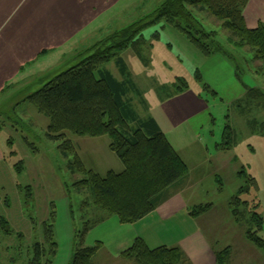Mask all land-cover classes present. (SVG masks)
I'll use <instances>...</instances> for the list:
<instances>
[{
  "label": "rangeland",
  "instance_id": "374dc122",
  "mask_svg": "<svg viewBox=\"0 0 264 264\" xmlns=\"http://www.w3.org/2000/svg\"><path fill=\"white\" fill-rule=\"evenodd\" d=\"M34 1L30 0L25 8ZM119 1L100 21L88 28L85 35L69 39L66 45L56 46L59 54L41 65L39 75L38 71L21 75L0 93V218H6L9 228L14 229L11 236H6L5 230L0 229V264H26L27 247L43 241L46 226L50 224L53 225L57 243V254L52 264H71L81 242L88 245L87 243L94 241L95 236H99L97 232L90 234V231L102 230L101 226L104 224L91 228L94 221L111 218L119 220L116 215H109L99 208L94 194L83 182L88 174L81 170L74 173L69 166L77 159L85 170H92L100 176H106L110 171L122 173L125 166L110 149V138L107 135L96 138L77 136L67 132L66 138L71 146L66 149L61 146L62 142L48 137V118L27 100L41 85L77 65L81 57L104 39L150 17L166 0ZM20 17L19 8L11 13L10 20L14 28L10 27V32L17 30ZM199 18L208 31L217 32L216 39L235 56L236 61H230L221 54L215 55L224 58L233 67L243 90H246V86L264 92L262 61L253 62L254 54L246 51L247 48L238 49L229 45L228 32L223 30L221 23L214 17L202 14ZM1 30L5 35L6 29ZM157 32L160 36L154 39L153 35ZM143 34L147 41L142 49L147 66L131 49L121 53L147 104L145 109L137 96L131 94L136 110L143 117L150 115V110L159 107L160 100L177 95L176 87H184V82L193 93L202 92L203 98L208 101L213 121L201 136L195 138L189 134V139H192L190 148L181 152L183 157L190 151H198V155H201L200 152L205 149H209L211 155H214L216 145L223 144L227 123L231 124L235 131V146L226 152L222 163L212 167L206 162H200L199 165L198 159L197 162L188 160L192 174L197 179L196 184L200 185L194 189L198 195L197 204H213L206 215L200 216V220L204 218L205 223L212 222L213 219L220 220V225L214 229L215 235L206 225L203 228L219 251L231 247L228 264H264V250L246 239V224L243 223V229L233 213V209L238 208L264 216V101H242L243 96L239 103V100L226 102L222 100L226 96L217 97L212 91L206 90V81L201 75L203 81L199 82L196 71L199 70L201 74L208 56L173 24L161 21L145 29ZM4 35H0V38ZM80 40L83 41L79 42ZM42 53L45 54L46 51ZM106 67L121 80L114 61ZM237 67L240 78L237 77ZM179 78L184 80L180 84ZM62 149L67 150L70 156L65 157ZM19 163L22 166L20 173L14 167ZM240 171H244L246 176H239ZM216 173L220 176L222 185L217 180ZM199 179L203 180L202 183ZM242 186L247 187L248 192L240 198L248 203L246 207L249 209H245L242 204L234 206L232 203ZM27 190L32 193V199L25 204ZM1 222L0 220V227ZM164 223L149 224L146 235L151 239L157 234L163 238L162 232L174 230V227L163 229ZM86 228L90 230L87 232ZM107 229H110L108 225ZM19 234H23L24 239L20 240ZM165 235L168 237L170 233ZM259 235L264 239V231H260ZM103 239L106 243V238ZM101 242L89 245L101 246L95 257L96 264L140 263L135 256L139 263L134 258L124 257L123 254L130 248L115 252L112 243L105 247ZM225 259L227 262V256Z\"/></svg>",
  "mask_w": 264,
  "mask_h": 264
},
{
  "label": "trees",
  "instance_id": "16d2710c",
  "mask_svg": "<svg viewBox=\"0 0 264 264\" xmlns=\"http://www.w3.org/2000/svg\"><path fill=\"white\" fill-rule=\"evenodd\" d=\"M249 1L166 0L150 17L107 37L81 57L77 65L41 85L27 98L48 118V137L62 142L61 146L66 149L71 146L66 138L67 132L77 136L96 138L107 135L110 138V149L125 166L122 173L110 171L106 176H100L92 170H85L84 165L77 159L69 166L74 173L81 170L88 174L83 182L94 194L99 208L109 215H116L121 223H136L155 211L169 199L173 191L184 185L189 172L188 165L174 149L156 120L151 115L143 117L136 110L133 99L130 98L131 94L137 96L145 109L147 104L121 53L131 49L147 66L142 50L147 43L143 32L152 25L166 21L186 33L204 55L221 54L230 61H236L227 47L216 39L217 32L208 31L201 22L199 16L207 14L219 21L223 30L228 32L229 45L238 49L247 48L246 51L254 54L253 62L259 60L264 64V24L256 29L247 27L244 13ZM159 36L160 33L157 32L153 38L158 39ZM111 61L115 62L121 80L106 67ZM238 71L237 67V77L240 78ZM201 77L197 70L196 78L199 82L203 81ZM180 81L184 80L179 78V84ZM176 88L177 93H180L188 85L184 82V87ZM205 89H209L206 84ZM245 89L242 101H264V92L260 89L246 86ZM234 146L235 131L227 123L223 144H218V147L230 151ZM62 153L65 157L70 156L67 150L62 149ZM14 167L18 173L21 172V163ZM240 175L246 176L244 171H240ZM247 192L248 188L242 186L232 200L233 205L242 204L245 209H249L246 207L248 203L240 198ZM26 197L25 204L32 199V193L28 190ZM212 207L211 204H201L193 207L190 214L198 217ZM233 213L243 229V223L246 224V239L264 250V239L259 235L260 231H264V216L238 208L233 209ZM0 220V229L5 230L6 236H11L14 229L9 228L8 220L3 217ZM103 221H94L91 228ZM89 230L86 228L87 232ZM19 237L22 240L24 236L19 234ZM100 248V245L89 246L84 241L81 242L71 264H96L95 257ZM27 252L26 264L53 263L57 254V243L52 224L46 226L44 240L28 246ZM123 255L127 258L135 256L140 263L134 259L139 264H176L189 261L178 247L162 246L151 249L142 239H138ZM230 255V247L223 251L216 250L218 264H228Z\"/></svg>",
  "mask_w": 264,
  "mask_h": 264
},
{
  "label": "crops",
  "instance_id": "0c3cea01",
  "mask_svg": "<svg viewBox=\"0 0 264 264\" xmlns=\"http://www.w3.org/2000/svg\"><path fill=\"white\" fill-rule=\"evenodd\" d=\"M25 1L0 0V35H4L1 29H6L4 37L0 38V93L21 75L36 71L39 75L41 65L52 56L59 54V48L56 46L66 45L69 39L85 35L88 28L96 21H100L120 2L119 0H42V2L35 0L25 8L30 0ZM18 8L21 20L16 27L17 30L10 32L9 28H14L10 20L11 13ZM244 17L249 29H256L260 24H264V0H250ZM81 41L83 40L79 42ZM45 51V54L42 53ZM201 75L209 87L206 90L212 91L217 97L226 96L221 98L224 101L236 102L245 95L246 90H243L236 79L233 67L220 56H208L201 69ZM190 90L185 89L175 94L176 96L170 95L160 100L159 107L150 110V115L189 167L184 185L173 191L169 199L155 211L136 223L122 224L116 218L99 223L98 226L104 224L101 226L102 230L96 229L90 231V234L97 232L101 237L95 236L94 241H90L88 245L102 241L105 247H109V243H112L115 252H123L131 248L138 239H142L151 249L162 246L180 248L190 264H218L216 250H219L212 244L203 226L206 225L215 235L214 229L220 225V220L213 219L208 223L203 222L204 218L200 220V216L206 215L211 208L198 217L190 214L193 207L201 204H197L198 195L194 191L200 185L196 184L197 179L192 174L188 160L198 159L196 162L199 165L200 162H206L213 167L222 163L227 151L221 150L217 144L214 155H211L209 149H205L204 152L199 151L201 155H198V151H190L189 154L186 152L187 155L184 157L181 154L190 148L189 143L192 140L189 139L190 135L195 138L201 136L204 129L213 121L208 101L203 98L202 92L193 93ZM215 176L222 185L220 176L218 177L217 173ZM200 181L202 183L203 180ZM171 222L172 224H167ZM152 223H164L163 229L174 227V230L162 232L163 238L157 234L151 239L146 234L149 224ZM107 225L110 229H107ZM165 233H170V236L167 237ZM103 238H106V243Z\"/></svg>",
  "mask_w": 264,
  "mask_h": 264
}]
</instances>
